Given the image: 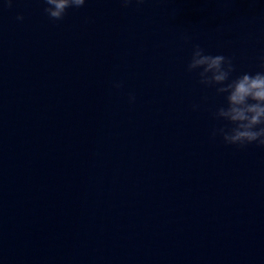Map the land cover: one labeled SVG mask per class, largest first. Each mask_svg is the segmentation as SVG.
Segmentation results:
<instances>
[{
  "label": "water",
  "instance_id": "95a60500",
  "mask_svg": "<svg viewBox=\"0 0 264 264\" xmlns=\"http://www.w3.org/2000/svg\"><path fill=\"white\" fill-rule=\"evenodd\" d=\"M46 6L0 0V264H264V149L186 71H259L264 0Z\"/></svg>",
  "mask_w": 264,
  "mask_h": 264
},
{
  "label": "clouds",
  "instance_id": "9594fccd",
  "mask_svg": "<svg viewBox=\"0 0 264 264\" xmlns=\"http://www.w3.org/2000/svg\"><path fill=\"white\" fill-rule=\"evenodd\" d=\"M86 0H43L47 5L43 11L53 21L64 18L67 9L81 8ZM123 7H127L132 0H120ZM137 5L144 0H135ZM11 7L12 0H5ZM17 20H23L17 16ZM260 70L252 73H243L231 78L235 66L231 57L222 54L210 55L199 45H193L190 60L186 66L188 73H196L198 84L204 88L214 89L217 96L224 97L223 105L216 108L212 118L225 122V126L213 128L211 138L217 137L227 146L239 149L255 144L264 149V55L259 57ZM114 88L121 85L116 83ZM129 103L135 97L130 95ZM193 105L192 110H197Z\"/></svg>",
  "mask_w": 264,
  "mask_h": 264
}]
</instances>
